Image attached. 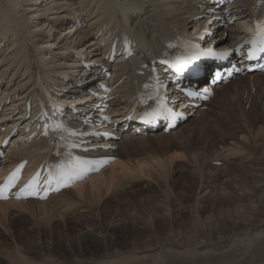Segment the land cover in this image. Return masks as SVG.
<instances>
[{
  "label": "bare ground",
  "instance_id": "6f19581e",
  "mask_svg": "<svg viewBox=\"0 0 264 264\" xmlns=\"http://www.w3.org/2000/svg\"><path fill=\"white\" fill-rule=\"evenodd\" d=\"M206 4L207 0H0V154L2 158L7 162L15 163L28 157L30 159L28 168L32 170L43 156L44 143L41 140L27 138L34 131L27 126L31 125V121L38 113V91L51 117L55 114L52 104L60 105L59 113L66 110L63 116L65 119L58 118V121L68 123L75 130L76 136L73 137V144L70 146L72 149L90 148L80 151L84 155L114 156L120 159L127 155V148L132 143L144 141L145 135L173 137L189 134L190 130L185 128L188 120L182 119L184 115L187 119L193 115H202L204 118L201 105L205 102L200 98L188 97L184 87L198 84L197 89L201 92L206 88H212L217 92L224 82L215 87L210 84V80L214 71L222 68L223 59L213 55L200 58L199 62H202V69L205 71L201 77L191 74L181 75L170 70L171 80H177L181 85H169L168 105L171 107L170 111L180 115V124L167 133L163 130V132L156 130L152 134L149 132L143 134L144 130L140 133H132L140 127L138 120L119 121L124 117L122 112H126L131 102L130 92L136 88V85H130L132 81L128 78L124 64H116L112 78L103 76L104 70H108L109 59L104 56L103 44L97 37L94 26L103 23L107 18L110 21L119 18L118 22L123 27V19L138 39V45L145 44L147 56L158 53L163 41L177 34L193 38L191 41L193 43L188 46L194 50L200 46L199 43L211 40L207 44L204 43L203 47L232 53L231 49L240 42L241 35L247 30L254 29L250 19L254 18L256 10L258 15L261 14L264 0L235 1L230 13L240 17L232 24L227 23L225 11L212 12L210 9L215 6L210 8ZM241 6H245L244 10L237 11L236 7ZM214 27L216 32H213ZM208 28L207 38H203V32ZM168 74L164 73V76L168 77ZM125 75L127 78L122 86L108 94L106 89L114 86V82ZM47 77L53 79L52 83L59 84L51 85V88L61 91V96L47 85H38L40 80L45 81ZM163 82L165 79H162ZM33 88L35 93L31 99L32 116L24 119L26 114L24 109L27 106L24 105V101ZM111 95L115 97H110ZM2 104L4 108L1 107ZM108 115L117 121L122 130L119 128L113 130V124L107 123ZM208 117H212L214 123L212 121L211 124H214L215 128L208 130L207 135H214L212 138L214 142H217L215 137H219L222 142L217 143L213 159L227 161L231 169H236L240 162L245 166L247 162L248 171H252L251 177L257 179L251 189L255 195L242 193L236 197L232 190L229 196L221 198L222 207L217 210L214 219L208 220L207 217L200 226L197 218V221L195 219L194 223L192 222L193 229L190 230L191 227L189 229L191 233L168 235L164 241L161 239V242L142 245L139 249L137 247L125 251L116 249L88 257L82 254L80 248L78 250L74 248L76 251L68 255V258L61 259L52 249L43 252L41 258H35L22 253L21 249L12 251L1 246L0 256L6 258L7 264H161L164 258L165 264H264V163L259 161V157L255 156V158L247 151L249 146H264V126L257 123L258 117L252 119L255 120V124L257 123L252 129L247 128L249 123L246 125L243 116L236 119L230 114L224 117L211 111V116ZM16 125H22L21 133L14 138L18 142V147L5 149L4 138ZM2 126L7 127L4 129ZM69 126L64 128L67 129ZM87 129L89 131L97 129L98 134L81 136L82 131ZM50 131L52 132L53 129ZM187 138L190 137L187 135ZM190 142L188 140V143ZM185 148V150L189 149L187 153L180 154L182 151L177 150L179 154L174 152L177 155L172 153L174 157L167 159L161 157L160 160L158 156L157 159L150 157V161H147L148 159L143 158L137 162L134 170L127 169L121 159L112 167L103 168L99 174H92L86 180L53 195L46 201L0 202V215H7L11 208L19 209V212L23 209L28 211L36 209L41 213L37 216L38 223L45 222L49 225L52 219L56 218L67 226L69 223L62 219L66 211L75 210L77 215L79 214L77 210H80L87 215L89 212L93 215L91 212L98 208L100 201L105 199L104 197L116 184L126 187L133 181L142 180L143 176L152 179L156 172H160L158 174L162 176L164 174L166 176L167 173L168 176L175 160L184 161L188 158L198 167L201 161L200 149ZM242 157L248 160L244 161ZM256 159L259 161L257 164ZM237 161L240 162L235 164ZM255 165L258 166L256 170ZM135 172L139 173L138 177ZM231 178L228 183L234 181ZM120 189L118 188L119 191ZM239 198L243 199L241 204L238 203ZM259 201L261 204L258 206L256 204ZM200 210L199 213L203 215V209Z\"/></svg>",
  "mask_w": 264,
  "mask_h": 264
},
{
  "label": "rangeland",
  "instance_id": "374dc122",
  "mask_svg": "<svg viewBox=\"0 0 264 264\" xmlns=\"http://www.w3.org/2000/svg\"><path fill=\"white\" fill-rule=\"evenodd\" d=\"M210 41H204V43L207 44ZM220 44L224 45L225 43ZM261 80L263 81L260 82ZM249 86L250 88H248ZM221 87L217 92L215 91V95L210 100L201 105L204 118H202V115H193L187 119L185 128L191 131H189V134L173 137L154 136L155 138L149 136L150 134L145 135L146 139L144 141L134 142L127 148L126 158L121 157L119 159V157H116L108 165V167H112L122 159V163L125 164L126 168L132 170L137 162L143 158L150 161V157L151 159H157L159 156L158 158L162 160V158L174 157V154L177 155L178 151H182L180 154H183V152L187 153L189 149L185 150V147L190 149L198 147L201 155L198 167L188 158L184 161L175 160L174 164L171 165V173L168 176L167 173L166 176H164L165 174L163 175L165 178L158 174L160 172H156V178L160 179L154 178L155 175L153 174L152 179H150L151 177L146 178V176H143L142 180L133 181L126 187L116 184L112 189L114 193H112V190L111 192L109 191L104 197L105 199L100 201L101 205L99 204L98 208L91 212L94 216L89 214L90 212L87 215L86 212L84 213L80 210H77L79 213L77 215L75 210L66 211L62 219L69 223L67 226L56 218H50L53 221L49 225L45 222L38 223L37 216L40 212L36 209H30L29 211L23 209L22 212L21 210L19 212V209L11 208L7 215H0V247L4 246L12 251L21 249L22 253L35 256V258H41L43 252L52 249L57 257L61 259L68 258V255L76 251L74 248L77 250L80 248L82 254L88 257L98 256L106 253V251L116 249L124 251L134 250L136 247L139 249L142 245H149L157 241L161 242V239L164 241L168 235L191 233L190 230L193 229L192 222L195 219L197 221V218H199L200 226L207 217L208 220L210 218L214 219L217 216V210L222 207L221 198L226 195L229 196L232 190L236 197L242 193L244 195L250 193V196L255 195L251 189L256 184L257 179L251 177L252 171H248L247 162H244L245 167L240 161H237L235 164L240 162V165H237L236 169H231L228 167L227 161L213 159L217 143L222 142L218 139L219 137H215L217 142H214L212 140L214 135L210 134L211 139L207 135L208 130L211 131L215 128L214 124H211L213 121L212 117L208 116H211V111L224 117L230 114L236 119L243 116L242 118L246 125L249 123L247 125L248 129H252L257 123L264 126V71L238 75L235 79L225 82ZM256 117L259 119L255 124V120L253 121L252 119ZM260 119L263 120L260 122ZM209 120L210 122H207ZM193 129L198 133L194 132ZM187 135L190 138H187ZM188 140L191 142L188 143ZM211 141L213 144H211ZM259 147L249 146L247 151L253 154L254 157H259V161L263 164L264 146ZM170 154L171 156H169ZM250 158L253 157L251 156ZM245 160L247 161L248 159L244 158ZM259 161L257 160L255 163L257 164ZM256 166L254 167L255 170L258 167ZM225 169L228 170L225 171ZM136 175L138 177L139 173ZM228 177H232L231 180L234 181H229L228 183ZM116 187L121 188L120 191ZM239 199L238 203L241 204L243 199ZM260 204L261 202L259 201L256 205L259 206ZM201 208L203 209V215L199 213ZM162 261L164 262L165 258ZM0 264H7L6 258L0 256Z\"/></svg>",
  "mask_w": 264,
  "mask_h": 264
},
{
  "label": "snow or ice",
  "instance_id": "6c2138e0",
  "mask_svg": "<svg viewBox=\"0 0 264 264\" xmlns=\"http://www.w3.org/2000/svg\"><path fill=\"white\" fill-rule=\"evenodd\" d=\"M258 28L260 29L259 33H257V35L260 36V43L262 45H264V21H261L259 24H258ZM251 43L255 44V40L253 41H250ZM260 51L261 52H264V47H261L260 48ZM207 91V90H205ZM17 171H19V169H17ZM16 180V172H13L12 174H10L9 176V179H8V182L5 184V185H0V193H2V191L5 189V188H8V187H11V186H14V181Z\"/></svg>",
  "mask_w": 264,
  "mask_h": 264
}]
</instances>
